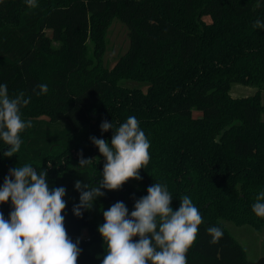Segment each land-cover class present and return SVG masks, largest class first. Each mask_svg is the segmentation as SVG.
Returning <instances> with one entry per match:
<instances>
[{"label":"trees","instance_id":"obj_1","mask_svg":"<svg viewBox=\"0 0 264 264\" xmlns=\"http://www.w3.org/2000/svg\"><path fill=\"white\" fill-rule=\"evenodd\" d=\"M0 0V85L31 98L21 108L32 127L20 133V151L0 139V187L9 169H47L50 188L65 187V227L82 249L78 264H102L107 244L98 231L102 210L123 201L134 210L155 182L166 184L172 207L190 196L203 217L187 264H264L249 259L225 225L264 227L252 205L264 191V0ZM114 20L129 45L110 66L103 61ZM234 83L253 85L233 96ZM48 92L37 95L38 85ZM199 112V115H195ZM135 116L150 141L142 179L119 190L101 189L91 210L77 217V180L97 186L105 160L90 137L106 139ZM94 158L80 168V153ZM52 166L49 168L48 164ZM11 200L0 204L9 219ZM223 231L211 243L209 227ZM134 241L139 237H134ZM150 264V262H149Z\"/></svg>","mask_w":264,"mask_h":264},{"label":"clouds","instance_id":"obj_2","mask_svg":"<svg viewBox=\"0 0 264 264\" xmlns=\"http://www.w3.org/2000/svg\"><path fill=\"white\" fill-rule=\"evenodd\" d=\"M29 7H37L36 0H26ZM254 27L264 28L256 20ZM37 95L48 92L47 84L38 85ZM31 98L25 93L10 96L6 84L0 85V139L11 147L4 156L18 153L22 140L20 133L32 127V121L22 119L21 108ZM102 132L113 130L111 142L90 137L105 158L102 179L97 186L77 180L79 204L74 205L77 217L82 210H91L98 197L106 195L101 189L119 190L130 179H142L140 169L150 161V141L140 128L135 116L117 128L113 122L103 121ZM94 158L80 153L79 166H91ZM52 165L49 163L48 167ZM65 187L50 188L47 169L38 172L31 164L9 169L0 187V204L11 200L13 210L9 219L0 212V264H78L82 249L79 241L73 243L65 227ZM147 195L135 201L134 210L123 201H117L102 210L104 223L98 231L107 244L102 264H187V252L195 243L203 217L190 196L180 199V207H172V195L166 184L155 182ZM253 212L264 217V191L256 196ZM211 243L223 236L219 227H209ZM139 237L134 241V237Z\"/></svg>","mask_w":264,"mask_h":264},{"label":"rangeland","instance_id":"obj_3","mask_svg":"<svg viewBox=\"0 0 264 264\" xmlns=\"http://www.w3.org/2000/svg\"><path fill=\"white\" fill-rule=\"evenodd\" d=\"M128 45L129 38L126 26L122 22L114 20L108 29L103 61L112 66L120 55L127 50ZM257 90L258 87L253 85L234 83L231 94L233 96H246L254 94ZM262 98L264 101V90H262ZM199 114V112H195V115ZM103 159L105 160L104 157ZM224 223L236 239L243 245L249 259H257L264 255V227L255 228L248 224L236 225L227 220H225Z\"/></svg>","mask_w":264,"mask_h":264}]
</instances>
